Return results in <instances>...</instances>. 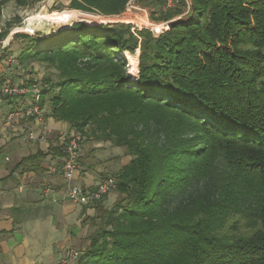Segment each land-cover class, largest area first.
<instances>
[{"label": "trees", "instance_id": "16d2710c", "mask_svg": "<svg viewBox=\"0 0 264 264\" xmlns=\"http://www.w3.org/2000/svg\"><path fill=\"white\" fill-rule=\"evenodd\" d=\"M128 1L69 5L110 17ZM188 9L157 35L83 22L13 34L26 38L19 63L49 70L39 85L46 116L130 157L111 175L119 199L87 205L97 213L85 221L100 222L76 264H264V0ZM20 22L0 20V40Z\"/></svg>", "mask_w": 264, "mask_h": 264}, {"label": "crops", "instance_id": "0c3cea01", "mask_svg": "<svg viewBox=\"0 0 264 264\" xmlns=\"http://www.w3.org/2000/svg\"><path fill=\"white\" fill-rule=\"evenodd\" d=\"M10 42L7 50L0 51V84L23 86L22 72L12 74L14 67L5 65ZM30 100L28 92L0 105V264H59L69 250L84 249L82 244H87L91 233L85 219L95 212L92 206L68 201L62 173L52 170L63 161V153L55 148L61 146L63 132H73L68 124L46 116V108L41 122L6 120L8 111ZM31 130L38 135L36 140L28 139ZM98 146L88 147L85 142L81 147L73 183L84 189L96 187L102 177L129 160L128 156L101 155ZM76 263L74 258L66 262Z\"/></svg>", "mask_w": 264, "mask_h": 264}, {"label": "rangeland", "instance_id": "374dc122", "mask_svg": "<svg viewBox=\"0 0 264 264\" xmlns=\"http://www.w3.org/2000/svg\"><path fill=\"white\" fill-rule=\"evenodd\" d=\"M184 4L180 0H129L127 3V8L120 16H110L101 17L95 12H84L70 7V0H26L25 4H19L17 0H8L4 5L1 6V24H5L8 21L14 19H20L23 22L26 18H31L30 22L35 28V35L40 33L42 35L49 34L50 32L63 28L69 27L74 22H83L89 25H106L113 23H125L131 24L132 30L146 28L151 30L154 34H159L161 31L166 29V23L161 19L162 13L164 12H174L179 11V15L173 19L179 17H186L189 13L190 0H184ZM33 16V17H32ZM123 20H129L125 22ZM21 22L19 24H21ZM16 25L10 31H12ZM9 31V33H10ZM34 36V35H33ZM13 35L8 34V36L0 41V51L2 48H9L8 41L12 40ZM25 39L22 36H17L12 40V46L9 51L4 55L5 65L13 66L12 74L17 72H22L21 77L23 78V83L25 82L37 81L41 85V78L49 72L46 64L37 60H29L24 64H20L18 58L19 52L22 45L25 43ZM129 54V53H128ZM138 57L139 50L137 49L134 54L130 56ZM13 56L17 63L8 62L7 57ZM127 60L130 71L133 75L136 73V67L127 57V53L124 54ZM133 68V71H132ZM88 142V147L99 145L98 148H102L101 155H116L120 157H126L125 148L116 147L110 142H96L92 140H83L84 144ZM87 146V145H86ZM129 157V156H128ZM130 159V157H129ZM113 175L112 172H109ZM109 195L108 197H106ZM103 199V205L105 208H110L118 199L119 195L112 189L108 194H106ZM97 211L94 212L96 215ZM99 218L95 219L94 224H90V232L97 229L99 225ZM82 244V247H85ZM81 248L78 249L80 251Z\"/></svg>", "mask_w": 264, "mask_h": 264}, {"label": "built area", "instance_id": "2783aa9c", "mask_svg": "<svg viewBox=\"0 0 264 264\" xmlns=\"http://www.w3.org/2000/svg\"><path fill=\"white\" fill-rule=\"evenodd\" d=\"M31 18H26L18 27H15L9 34L21 33L27 36L35 35V28H33ZM1 41V40H0ZM8 62L17 63L13 56L7 57ZM31 94V100L28 105L21 108H15L6 113V120L13 121L24 118H31L37 122L42 121L43 109L40 107V86L38 83H32L28 86H22L15 83L0 84V105L4 104L11 96H20L26 93ZM28 139L36 140L38 135L33 130L28 132ZM62 144L60 146L64 155L63 161L60 165L54 167L53 171H60L64 177V196L65 198L79 205H88L95 201H99L102 197L108 194L115 188L116 180L111 175L102 177L97 186L92 189H84L83 187L73 183L75 172L78 168V158L81 154L82 136L76 132H63L61 134ZM79 252L69 250L65 258L59 264H66L70 258L77 259Z\"/></svg>", "mask_w": 264, "mask_h": 264}, {"label": "water", "instance_id": "95a60500", "mask_svg": "<svg viewBox=\"0 0 264 264\" xmlns=\"http://www.w3.org/2000/svg\"><path fill=\"white\" fill-rule=\"evenodd\" d=\"M184 21H185V19H182L181 17L176 18V19H172V20H170V21H168V22L166 23V29H165V30L170 29V28L173 27L174 25L179 24V23H182V22H184ZM12 35H13V34H12Z\"/></svg>", "mask_w": 264, "mask_h": 264}, {"label": "bare ground", "instance_id": "6f19581e", "mask_svg": "<svg viewBox=\"0 0 264 264\" xmlns=\"http://www.w3.org/2000/svg\"><path fill=\"white\" fill-rule=\"evenodd\" d=\"M33 17V16H32ZM31 20V19H30ZM123 21H125V22H128L129 20H123Z\"/></svg>", "mask_w": 264, "mask_h": 264}]
</instances>
